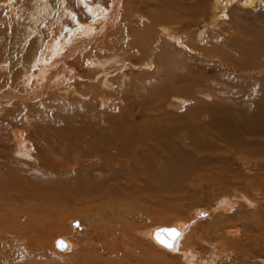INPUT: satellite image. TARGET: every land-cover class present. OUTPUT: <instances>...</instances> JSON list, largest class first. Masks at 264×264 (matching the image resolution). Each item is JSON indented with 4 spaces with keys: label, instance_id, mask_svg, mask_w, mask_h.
Returning <instances> with one entry per match:
<instances>
[{
    "label": "rangeland",
    "instance_id": "1",
    "mask_svg": "<svg viewBox=\"0 0 264 264\" xmlns=\"http://www.w3.org/2000/svg\"><path fill=\"white\" fill-rule=\"evenodd\" d=\"M0 1V92L3 90L6 91V88H13L21 93L23 92V94L26 92L29 94L30 92H37L39 88L37 84L39 83L32 81L33 83H30L29 85L26 80V76L29 75L27 73L35 72L36 55L41 54L42 47L48 44L47 42L54 37L52 35L58 36V34H64L66 28L70 25H74V23L78 20L79 22L84 21L86 24L95 23L96 28H94V31L96 29H100L102 27V22L96 23V21L102 18L104 11H108L106 10L108 5L105 4L110 3L111 0ZM184 1H187V5L189 6L188 9L192 6L191 8H194L195 12L191 14V17L188 18V20L187 17L185 20L184 18L182 19L187 21L185 24L180 23V19L178 18L175 22L170 24L167 29H163V26L158 24L151 26L148 25V20L151 19L153 12H155V14L158 11H162L163 13L167 12L163 9V7H161L158 0H124L122 2L121 9L123 12L120 11V13H118L119 17L114 28V30L120 31V36L116 35L115 31L113 32V36L115 35L113 37V47L124 48L127 53V61L124 60L125 62H120L119 64L121 65L116 66V68L110 67L118 60V56L116 54H111V56L108 54L109 51L112 53L113 47L109 48L107 46L105 40L108 37H106V39L102 38L101 40L95 42V45H91V47L89 46L88 48V50L96 48L94 53H97L99 57L101 56L99 60L94 61L92 58L93 56H88L90 59L88 61H91V63H89L86 58L82 62H75L74 59H70L66 62L69 65L60 72H64L65 78L68 77L71 80L72 85H74V89L77 90L78 95L76 94L75 98L78 100V104H80L78 107L86 110L83 111V114L89 112L88 108L86 109L87 101L93 100V108L95 111L100 113L110 112L116 115L118 110L117 105H115L112 109L107 107V103H104L103 106H99L100 102L98 99V93L102 92L103 89L107 91V88L104 87V85H100V79L101 77L105 78V76H109L111 83L113 82L114 85L115 83L118 85L115 87V89H117L116 94H118L120 99H123L120 104H118V106L124 107L123 116H121V118L123 117V120L126 121L132 118V121L127 122L129 124L140 123L141 118L133 116V113H136L139 108L136 107V98H134L133 95L135 94L134 89L131 90L130 86L133 85V81L137 74L139 76V74L144 71V68L148 70L146 62L150 60L151 57L156 59L155 56H157V54L159 57L162 55L161 51H159L162 48V43L160 42L164 41L169 44V47L171 43L174 50L177 47V49L183 52L182 58L179 61V65H181V67L177 65L179 70H182V68L183 70H192L194 72L193 76L198 73L199 77L208 79L209 83L215 78L220 81L221 76H216V73H227L228 77L235 78L236 80L239 79L242 86H250L253 82L257 83V86H261V84H263L264 53L262 52L264 51V38H260L259 36H262L264 31V0H204V2H199V0ZM195 5L198 7V10H196L197 8ZM70 6L72 7L69 8ZM90 7L95 9L93 13H91L88 9ZM140 15L143 17H140ZM136 21L139 22L141 26H144L146 23L145 26L147 27H145V29L143 27V30L140 29V31L135 33L138 28ZM163 21L161 23H163ZM173 33H176V35L181 38L180 42H177L170 37ZM216 33L221 36L223 40L222 45L216 46L213 43H208L211 40V37ZM125 35L128 38H126ZM143 36H145V40L143 39ZM262 37H264V34ZM260 39L262 40L260 41ZM254 40L256 44H263L261 45L259 54H257L260 55V59H257V64L253 63V69H245V71L241 70L238 73L229 72V69L226 66H230V64L235 61L237 57L236 54L240 51V46H242L245 50L247 48H252L253 45H251V43L254 42ZM243 41L245 43H243ZM226 43L229 44L228 47H226ZM239 43H241L240 46ZM123 44L125 46H123ZM147 46H150V48H146ZM132 49H138L139 51L135 53ZM232 49L234 51L232 52L230 59H228L226 57V52ZM169 51L175 52L170 49ZM121 54L123 55V53H120L119 55L121 56ZM155 59H153V62ZM109 68H111L112 71ZM259 70H261V74L259 73ZM121 72L129 75L128 78H126V82L128 83H126L125 88H122L124 83L117 80L119 79ZM114 79L116 80L113 81ZM204 79L198 80L200 85H203ZM119 83H121V85ZM162 83L164 85L165 82ZM166 83V86L164 85L166 87L164 91H166L167 94L163 93L164 95L162 94V97L160 98L165 102L161 101L163 103L162 104L159 100V104L161 103L160 106L163 107V111H165V113H172V116L175 114V117L173 116L175 119H169L167 121L173 123V125H177V123H181L182 121L193 125L196 124L197 126L202 124L207 125L209 129H196L195 136L199 142L203 141L202 143H205L204 141H206V143L213 149L214 167L212 168V166H208L196 170L187 166L188 162L196 161V159L203 160L206 158L211 163L213 160L209 156L205 155V153L207 154L210 149L204 151L198 150L199 152L196 151L194 153V149L190 147L191 145L185 142L183 143L180 139L177 140V145L174 143L175 141L172 143L171 140H166L165 143L168 146H173V144H175L180 147L179 154L181 153V155L178 157L175 155L176 157H174L175 161L177 163L179 162L178 164L181 163L182 165L185 164V166H187L183 171H175V166L177 165L168 168L165 173L160 171L162 161L157 155L164 153L166 150V148L164 149L165 146L161 143L155 146L154 150L156 151V155H154V157L152 153H149L146 150H138L139 156L153 161L158 168L157 172H159L158 174H155V176H151V179L154 181L147 182L140 180L139 185H136L135 188L133 187L135 191L133 194H124V196L120 198L123 202L127 201L129 206L126 207L140 208V213L136 214L137 216L135 215L137 219L141 218L138 220L139 226L136 228L138 234L131 233L133 238L129 241L127 247L132 249L138 248L143 259H146L149 256L148 253H143L144 251H148L151 254L153 253V256H156L154 261L156 264H264V150L260 149L261 146L264 147V134L256 130L258 126H264V107H262L263 105L260 104V102H257V100L259 101V99L264 95V89L262 86L261 88L258 86V89L255 91H251V89L250 91L253 96L250 91L248 94H240L244 98L241 102L248 101L250 103L242 104L244 106L241 109L234 108V110L225 113L214 109L210 117L207 115L205 116V112H202L201 109L195 110V114H190L188 111L191 109L189 107L190 104H194V100L196 98H199V100L208 104L218 102V96H216L214 91H210V93L207 91L203 94L197 91V86H195L196 89L192 91L190 89H186L187 91L183 93L181 92L179 95V98H184L182 99L183 105H181V101L178 98L173 97L176 91H178L176 89H180L177 87L178 85L171 86L169 82ZM184 88H186V86H184ZM51 89L45 95V98L33 103H31L32 101L26 102L20 98H16L17 100L15 98H13L14 100H0V175L3 176H0L1 180L6 181V178H8L7 172H12L13 170L21 175H23V170L30 171L31 175L32 172L38 173V170L35 169V164L39 161V155L44 157V160L47 161V169L51 170L54 167L53 164L55 163L53 162L52 164V159L54 160V158H52L53 154H51V152L44 153L41 145H43L42 143L44 142L46 144H50V142H53L54 140L59 142L62 140V134L53 132V129L46 124L47 120H45L42 115L40 116V113L35 115L29 110L31 106H36L39 103L51 102L49 98L54 93L62 95L57 102L55 101V105L67 106L65 100L68 99L69 94L64 93V89H66V87L61 84L59 87L56 88L53 86ZM261 89L263 90L260 91ZM69 92L73 93L71 90ZM155 92L149 91V94L155 95L158 93ZM73 95L75 94L73 93ZM247 96L249 100L246 98ZM112 102L113 101L110 100L108 105ZM203 104L204 103H201V105ZM212 106L213 105H211V107ZM17 111H19L20 115ZM232 113L236 114L232 115ZM230 115L232 116L230 117ZM54 116L55 113L51 112L50 115L47 116V119ZM9 117L12 118L11 121ZM156 117H163V113L162 115H157ZM232 118H236L240 124L242 122L241 125L245 128L249 127L247 125H254L255 129H250L241 133L240 128L237 127L235 121L231 120ZM120 124H122V122ZM211 124L212 126H210ZM41 125L44 126V129L41 128ZM15 128L22 129V135L25 136L26 141H28V143L35 148L32 151V157L31 155L29 156L30 158H21L18 156L21 152H18V146H16L17 142L15 141L18 139V136L16 135V132H14ZM192 128L193 127H190V129ZM225 131L234 133V135H231L230 140H226L224 135ZM49 133L51 134L49 135ZM46 134L48 137L45 136ZM140 138L143 139V137ZM240 138H244V146L242 144L243 147L241 149H236L234 152L233 149L231 153H225L226 151L228 152L225 141L228 142V147H232L233 145H237L234 139ZM144 140L150 144L153 142L151 139ZM180 143L182 144V147L180 146ZM67 147L70 148V151H72L71 145H68ZM82 148L84 147L77 148L76 151ZM257 148L261 151H257ZM220 151H223V153H220L219 156L217 154H219L218 152ZM71 153L73 152H68V155H66V161L67 158H71ZM196 153H198V156ZM203 153L204 156H202ZM233 153H235V155ZM225 154L227 155V159L229 161L219 162L218 159L220 157L225 158ZM87 155L88 153L82 155L83 160L81 162L82 169L80 168L81 173H85L87 170L91 169L90 163H93V166H95V163L99 162V159H88ZM2 158H4V161ZM191 158H194V160ZM72 159H74L73 155ZM12 160L15 162L14 164ZM227 164L228 166H226ZM55 166L57 165L55 164ZM58 169L59 167L57 166L56 170ZM156 180L158 181L155 182ZM212 181L214 182L212 183ZM10 183L15 182L12 180ZM42 183L43 182L39 181V184ZM16 186H19L17 182ZM25 189L28 190V188ZM237 190L248 196V198L252 197L251 199H253V201L251 204L245 202V199L241 201L237 199L238 201L234 205L233 209L226 212L224 210H220L218 208L221 200L220 198L224 195L229 196L234 194ZM30 192H35L36 194H32L35 198H37L33 199V203L46 204V202H48V200L42 199L45 194H42L40 191L33 188ZM38 192L40 194H38ZM215 208H217L216 211H213ZM198 209L206 210L209 212V215H202V217L198 219L196 226L192 229V235L186 239V242L188 241L194 246L193 248L197 250L191 249V252L194 251V254L198 255L196 259L197 261L194 260V258L190 259L191 262H189V260L185 261L182 256L180 257L181 254L163 247L161 248L150 237L139 234L140 231L153 228L156 225H171L180 219L191 217ZM15 210H20L21 213L23 212V215L21 214V216H24L25 214H29L31 216L34 215V212L32 213L30 209L25 211L23 207L16 208ZM84 213L86 217L84 216ZM39 219L45 221V223L54 221L52 223H55L57 226H59V224H63L65 226L67 225L69 228V230L64 232L57 229L52 232V236H49L50 239H47L48 248L52 246V251L57 250L56 252L59 254L62 252L58 246L57 248L60 250L55 247V240L57 238L60 236H70L69 238H75L77 243H80L79 245H81V247H85L87 239L86 230L89 227V223H94V220L89 218L86 212L79 210H72L69 212L68 209L65 210V214L62 212H58L57 214L41 213ZM75 222H78V224ZM229 228L234 230L236 229L237 234L229 235L226 233ZM224 239L228 240L229 244L232 245L230 249L232 252L227 253L226 250H222V248L220 250L215 249L217 243L222 242ZM202 240L205 241L202 242ZM222 244V246H224V242ZM66 255H69V253ZM149 258L150 256L143 264H150L149 262L147 263ZM194 261L196 262L193 263ZM25 263L28 264L27 261H25ZM51 263L52 260L48 256H44L40 259V264Z\"/></svg>",
    "mask_w": 264,
    "mask_h": 264
},
{
    "label": "bare ground",
    "instance_id": "2",
    "mask_svg": "<svg viewBox=\"0 0 264 264\" xmlns=\"http://www.w3.org/2000/svg\"><path fill=\"white\" fill-rule=\"evenodd\" d=\"M123 1L124 0H111L110 3L105 4L108 5V7L106 8V10L108 11H104L102 18L96 21V23L102 22V27L100 29H96L94 31V28H96L95 23L86 24V22H79L78 20L76 21V23H74V25H70L69 27H67L64 34H58V36L52 35L54 37L52 39L50 38L51 40L49 39L50 41L47 42L48 44L42 47L41 54L36 55L35 72L27 73L29 75L26 76V80L29 85L30 83H33L32 81H34L35 83H39L37 84L39 86L37 92H30L29 94L26 92L23 94V92L21 93L13 88H6V91L3 90L0 92V100L20 98L26 102L32 101L31 103H33L41 100L42 98H45V95L51 88H53V86L57 88L62 84L66 87V89H64V93L69 94V96L71 95L70 98L67 95L68 99L65 100L67 106L55 105V101L57 102V100L61 98L62 95H60L59 93H54L52 95L50 94L51 96L49 99L51 102L39 103L36 106H31V108L29 109L35 115L40 113V116L42 115L44 119L47 120L46 124L51 127V129H53V132L62 134V140H60L59 142L54 140L53 142L51 141L52 143L50 142V144H46L43 141L44 143H42L43 145H41L44 153L51 152V154H53L52 158H54V160L52 159V164L54 162L59 167V169L56 170L57 166H55V164H53L54 167L51 170L47 169V161L44 160V157H41L39 155V161L37 162V164H35V169L38 170V173L32 172L31 175L30 171L23 170V175H21L20 173H17L15 170H13L12 172H7L8 178H6V181L0 179V264H26L25 261H27L28 264H40V259L44 256H48L52 260L51 264H143L144 261L150 256V258L147 260V263L149 262L150 264H156L154 262L156 256H153V253L151 254L148 251H144L143 253L146 252L149 254V256L146 259H143L138 248L132 249L130 247H127L129 241L133 238L131 236V233L138 234L136 228L139 226L138 220H140L141 218L137 219L136 214L140 213V208H128L126 207L129 206L127 201L123 202L120 198H122L124 194H133V192H135L134 188L136 187V185H139L140 180H144L147 182L154 181L151 179V176H155V174H158L159 172H157L158 168L153 161L139 156L138 150H146L147 152L152 153L154 157V155H156V151L154 150L155 146L159 145L160 143L163 144L165 146L164 149L166 148V150L164 151V153H161L157 156L161 158L160 160L162 162L160 165V171L164 173L168 168L175 165H177L175 166V171H183L187 166H190L191 168H194L196 170L208 166H212V168L214 167L213 149L206 143V141H204L205 143H202L203 141L199 142L195 136L196 129H209L207 125L202 124L197 126L196 124H189L185 121H182L181 123H177L176 121L177 125H173V123L167 121L169 119H175L173 118L175 114L172 116V113H165V111H163V107L160 106L162 102H165L160 98L162 97L163 93L167 94L166 91H164L166 89V82H169L171 86L178 85L177 87L180 88L176 89L178 91H176L173 97L178 98L182 103L181 105H183L182 99L184 98H179V95L181 94V92L183 93L187 91L186 89H190L192 91L196 89L195 86H197V91L203 94H205V92L207 91H209L208 93H210V91H214L216 93V96H218V102L208 104L206 102H202L201 100H199V98H196L194 100L195 103L190 104L189 107L191 109L188 111V113L190 114H195V110L201 109L202 112H205V116L207 115L210 117L214 109L220 110L225 113L234 110V108L241 109L244 106L242 104H250L248 101L241 102L244 98L240 94H248L251 89V91H255L256 89H258L259 85L257 86V83L253 82L250 86H242V83L239 79L236 80L235 78H230L228 77L227 73H216V76H221L220 81L219 79L215 78L209 83L208 79L199 77L198 73L193 76L194 72L192 70H183V68L182 70H179L177 65H179V61L182 58L183 52L177 49V47L174 50V48L171 46V43L169 47V44L164 41L160 42L162 43V48L159 51H161L162 55L159 57V55L157 54V56H155L156 59L151 57L150 60L146 62L148 67L145 66L148 68V70L144 68V71L142 70L143 72H141L139 76L137 74L133 81V85L130 86L131 90L134 89L135 94L133 95L134 98H136V107L139 108L136 113H133V116L140 117V123L129 124L127 122L133 120L131 117V119L128 121L123 120V117L121 118V116H123L124 107H120L118 106V104H120L123 99H120L118 94H116L117 89H115V87L118 85H116V83L114 85L113 82L111 83L109 76H105V78L101 77L100 79V85H104V87L107 88V91L103 89L102 92L98 93L100 105L98 103L97 104L99 106H103L104 103H107V107L111 109L115 105H117L118 110L116 115L110 112L100 113L95 111L93 108V100L87 101L86 109L88 108L89 112L83 114V111L86 110L78 107L80 104H78V100L75 98L76 94L78 95L77 90L74 89V85H72L71 80L68 77L65 78L64 72L60 71L64 70L66 66L69 65L66 62L70 59H74L75 62H82L85 58L87 61L90 60L88 56H93L92 58L94 61L99 60L101 56L99 57L97 53H94L96 48H91L89 50L88 48L89 46L91 47V45H95L94 43L101 40L102 38L106 39V37H108L105 40L107 46L109 48L113 47V37L115 36H113V32L115 31V34L120 36V31H116L114 30V28L119 17L118 13H120L122 9ZM158 1L161 7H163V9L167 12L163 13L162 11H156V14L155 12H153L151 19L148 20L149 26L158 24L160 26H163V29H167L168 26L175 22L178 18L180 19V23L185 24L187 22L184 21L185 18L187 17L188 20V18L191 17V14L195 12V9L191 8L192 6H190V9H188L189 6L187 5V1L185 2L184 0H173L174 2L171 0ZM199 2H204V0H199ZM71 7L72 6H70L69 8ZM196 8V10H198V7ZM88 9L91 13L95 11V9H92L91 7ZM140 17L143 16L140 15ZM183 18L184 20H182ZM162 21L163 23H161ZM136 23L138 28L136 29L135 33L140 31V29L143 30V27L144 29L145 27H147L145 26L146 23L144 24V26H141V24L137 21ZM263 34L264 31L262 33V36ZM262 36L259 37L264 38ZM143 37V39L145 40V36ZM170 37H172L173 40L177 42H180L181 40V38L177 36L176 33H173V35H171ZM211 40L208 43H213L216 46L223 44V40L218 33L214 34L211 37ZM261 40L262 39H260V41ZM243 43L245 42L243 41ZM240 44L241 43H239V46ZM228 45L229 44L226 43V47H228ZM251 45H253V47L247 48L246 50L248 51L240 46V51L236 54L237 57L235 61L230 64V66H226L229 69V72L238 73L241 70L245 71V69H253V63L255 64L257 62V59H260V55L257 54H259V50L261 48V45L263 44H256L254 40ZM123 46L125 45L123 44ZM150 46H147L146 48H150ZM169 49L175 52H171L169 51ZM139 50L132 49V51H135V53ZM233 51L234 50L232 49L226 52V57L228 59H230ZM120 53H123V55L121 54L120 56ZM125 53L126 50L124 48L113 47L112 53L109 51L108 54H110V56L111 54H116L118 56V60L115 61L114 65L110 66L109 64V66L111 68H116V66L121 65L119 64L120 62H125L124 60L127 61V53ZM262 53H264V51ZM124 54L126 58L124 57ZM153 59H155L154 62ZM88 62L91 63V61ZM179 66L181 67V65ZM111 68L109 69L112 71ZM259 73H262L261 70H259ZM128 76L129 75L124 72H121V74L119 75V79L117 80H120L122 81L121 83H124L122 88H125L126 83H128L126 82V78H128ZM200 79H204L203 85H200V83L198 82V80ZM115 80L116 79H114L113 81ZM262 80L263 84H261V86L264 89V79ZM162 82H165V86ZM121 83L119 84L121 85ZM184 86H186V88H184ZM261 86L259 87L261 88ZM182 87L184 88V90ZM263 89H261L260 91H262ZM70 90L73 91L75 95H73V93H70ZM155 90L156 92H158L157 94H155ZM149 91L155 92V95H150ZM246 98H248V96ZM110 100H112L113 102L108 105ZM159 100L160 102L162 101L160 104ZM257 102H260V104L263 105L262 107H264V95L259 99V101L257 100ZM201 103H204V106L201 105ZM211 105L213 106L211 107ZM19 111H17V113H19ZM51 112H54L55 116L47 119V116H49ZM162 113L163 117H156L157 115H162ZM234 114L236 113H232V115ZM232 115H230V117ZM197 117L200 118L199 116ZM9 118L11 121L12 118ZM231 120L235 121L237 127L240 128L241 133L250 129H255L254 125H247L248 123L246 125L249 127L245 128L243 125H241L242 122L240 124L238 120H236V118H232ZM121 122L122 124H120ZM210 126H212V124ZM43 127L44 126H42L41 128L44 129ZM190 127L193 128L190 129ZM256 130L264 134V126H258ZM14 132H16V135L18 136V139L15 141L17 142L16 146H18V152H21L18 156L21 158H30L29 156L31 155L32 157V151L35 148H33V146H31V144L26 141L25 136L22 135V129L15 128ZM47 134L45 136H47ZM50 134L51 133H49V135ZM232 134L234 135L233 132L225 131L224 135L226 140H230ZM140 137H143V139ZM144 139H151L153 140V142L152 144H150ZM178 139H180V141H182L183 143L185 142L191 145L190 147L194 149V153L198 150L204 151L210 149V151L207 154L205 153V155L209 156L213 160L212 163L206 158L203 160L195 158L196 161L188 162L187 166H185V164L182 165L181 163L178 164L179 162L177 163L175 161V157L181 155V153L179 154L180 147L176 146V142ZM166 140H171L172 143L175 141L174 143L176 145L173 144V146H168L165 143ZM234 141L237 143V145H235L236 147L234 145L232 147H228V142L225 141L226 147L228 149V152L226 151L225 153H231L233 149L234 152L236 151V149H241L244 146V138L234 139ZM68 145L72 146V151L69 150L70 148L67 147ZM175 146L178 148H176ZM180 146L182 147L181 143ZM81 147L84 148L76 151L77 148ZM260 149L264 150V147L261 146ZM260 149L257 148V151H259ZM68 152L73 153H71V158H67L66 161V155H68ZM87 153L88 159H99V162H96L95 166H93V163H90L91 169L87 170L85 173H81V162L83 160L82 155H85ZM218 153L219 154L217 155L220 156V153H223V151H220ZM196 154L198 156V153ZM233 154L235 155V153ZM72 155L74 156V159H72ZM202 156H204V153ZM224 156L226 157H220L218 159L219 162L229 161L227 159V155L225 154ZM2 159L4 161V158ZM191 159L194 160V158ZM14 163L15 162L13 161V164ZM228 164L226 166H228ZM0 176L3 177L2 175ZM12 180L15 183H10L12 182ZM39 181L43 182L44 184H39ZM157 181L158 180H156L155 182ZM16 182L19 185L18 187L16 186ZM213 182L214 181H212V183ZM25 188H28V190H26ZM33 188L37 191H40L42 194H45L44 198L42 199L48 200L46 204L33 203V199H37L34 197V195H32L35 194V192H30ZM237 192L239 191L237 190L234 194H231L229 196L222 195L223 197L220 198L221 200L219 199L220 204L218 208L220 210H224L225 212L229 211L230 209L234 208V205L238 200L241 201L244 199L245 202L251 204V202L253 201V199H251L252 197L248 198V196L244 195L242 192ZM38 194L40 193L38 192ZM19 207H23L25 211L30 209L32 213L34 212V215L31 216L29 214H25L24 216H21V214L23 215V212L21 213L20 210H15ZM66 209H68L69 212L72 210L86 212L87 216L94 220V223H89V227L86 230L87 239L85 247H81V245H79L80 243L78 244L75 238H69L70 236H60L59 238H57L55 240V247L57 248L58 246L61 250L58 248L57 249L62 252H60L61 254H59L56 252L57 250L52 251V246L48 248L47 239H50L49 236L53 234V231H56L58 229L59 231L64 232L69 230V228L67 227V225L65 226L63 224H59V226H57L55 223H52L54 221L45 223V221L39 219V216L41 213L57 214L58 212H62L65 214ZM216 209L217 208H215L213 211H216ZM202 215H209V212L204 209H198L191 217L180 219L172 223L171 225H156L153 228L140 231L139 234L142 236L146 235L150 237L159 247L175 251L178 254H181L180 257L182 256L185 261L189 260V262H191L190 259L194 258V260H196L198 255H195L194 251L191 252V249H196H194V246L188 241L186 242V239L192 235V229L196 226L198 219L201 218ZM75 223L78 224V222ZM173 230H175V232L179 235H174ZM226 233H228L229 235L237 234L236 229L234 230L231 228L227 229ZM157 235H159V240L157 239ZM161 241H163V243ZM203 241L205 240H202V242ZM61 242H63L66 247L61 246ZM223 242L224 246H222ZM165 244H170L172 245V247H166ZM231 246L232 245L229 244V241L224 239L222 242L217 243L215 249L220 250L222 248V250H226V252L229 253L232 252L230 250ZM66 252L69 253V255H66ZM196 261H194L193 263H195Z\"/></svg>",
    "mask_w": 264,
    "mask_h": 264
},
{
    "label": "snow or ice",
    "instance_id": "3",
    "mask_svg": "<svg viewBox=\"0 0 264 264\" xmlns=\"http://www.w3.org/2000/svg\"><path fill=\"white\" fill-rule=\"evenodd\" d=\"M173 234L178 236L179 234L175 232V230H173ZM157 239L159 240V235H157ZM163 243V241H161ZM61 246L66 247V245L63 244V242H61ZM166 247H172V245L170 244H165Z\"/></svg>",
    "mask_w": 264,
    "mask_h": 264
}]
</instances>
